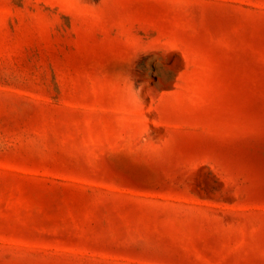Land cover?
I'll list each match as a JSON object with an SVG mask.
<instances>
[{"label":"rangeland","instance_id":"1","mask_svg":"<svg viewBox=\"0 0 264 264\" xmlns=\"http://www.w3.org/2000/svg\"><path fill=\"white\" fill-rule=\"evenodd\" d=\"M0 264H264V0H0Z\"/></svg>","mask_w":264,"mask_h":264}]
</instances>
